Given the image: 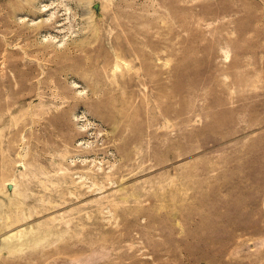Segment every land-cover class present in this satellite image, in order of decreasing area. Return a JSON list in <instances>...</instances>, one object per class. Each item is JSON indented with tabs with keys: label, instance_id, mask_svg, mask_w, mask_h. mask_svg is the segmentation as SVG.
Returning a JSON list of instances; mask_svg holds the SVG:
<instances>
[{
	"label": "rangeland",
	"instance_id": "obj_1",
	"mask_svg": "<svg viewBox=\"0 0 264 264\" xmlns=\"http://www.w3.org/2000/svg\"><path fill=\"white\" fill-rule=\"evenodd\" d=\"M0 264H264V0H0Z\"/></svg>",
	"mask_w": 264,
	"mask_h": 264
},
{
	"label": "bare ground",
	"instance_id": "obj_2",
	"mask_svg": "<svg viewBox=\"0 0 264 264\" xmlns=\"http://www.w3.org/2000/svg\"><path fill=\"white\" fill-rule=\"evenodd\" d=\"M56 21H57V19L55 18V19L51 20V23L53 24V23H55ZM42 24H43L42 22L36 24V25H35L36 29H38L39 27H42ZM34 29H35V28H34Z\"/></svg>",
	"mask_w": 264,
	"mask_h": 264
}]
</instances>
